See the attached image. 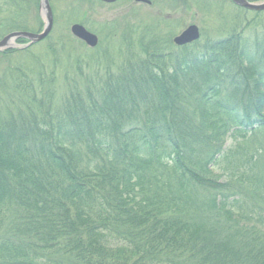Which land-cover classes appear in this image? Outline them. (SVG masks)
<instances>
[{
  "label": "trees",
  "instance_id": "1",
  "mask_svg": "<svg viewBox=\"0 0 264 264\" xmlns=\"http://www.w3.org/2000/svg\"><path fill=\"white\" fill-rule=\"evenodd\" d=\"M151 36L86 100L0 77V264H264V44Z\"/></svg>",
  "mask_w": 264,
  "mask_h": 264
},
{
  "label": "rangeland",
  "instance_id": "2",
  "mask_svg": "<svg viewBox=\"0 0 264 264\" xmlns=\"http://www.w3.org/2000/svg\"><path fill=\"white\" fill-rule=\"evenodd\" d=\"M8 1L11 0H2L0 3V39L13 33H8L9 27L13 25L27 29L24 30L27 32H41L44 23L40 8L37 6L39 0H27L24 3L20 2L21 0H13L16 2L14 7L9 6L12 3ZM147 1L150 3L136 0H118L114 3L92 0H50L54 21L51 33L41 42L28 47L23 46L29 42L20 39L15 42L18 47L1 51L11 52L5 53L6 55L0 54V77L4 78L5 73L11 72L10 68L17 67L13 65H19L20 80H24L20 82L29 80L30 83L41 85L45 90V98L53 90L52 101L57 106H60L61 99L62 102L63 99L71 100L73 97L81 96L86 100L96 95L94 91L100 86L98 84L105 73H111L122 65V58L127 57L126 47L130 45L128 41L135 40L134 46L139 48L144 34H159L162 38L169 35L174 56L177 57L183 55V50L194 52L195 47H202L206 41L213 45L238 35L241 43H244L251 52V56L254 58L256 56V61H259L255 51L261 50L259 41L264 44V11H246L228 0ZM166 17L170 18L166 23L167 26L161 23L162 18ZM74 24L84 26L95 35L97 45L89 47L75 38L70 31ZM190 25L197 26L199 38L187 45H176L174 39ZM236 27L238 32L240 27H245L243 34H232V30ZM151 35L142 38L149 42L150 39L153 40ZM100 55H104V58H100ZM237 60L240 63V59ZM257 66H259L257 71L264 72L262 56ZM254 80L255 77L250 79L251 82ZM8 84L11 86L10 82ZM3 87L4 84L0 79V113H4L6 106L10 107L9 99L2 95ZM259 89L261 90L262 86ZM255 90L257 91V88ZM8 95L10 96L9 93ZM18 96H22L21 93ZM61 96L63 97L60 98ZM48 99H51L50 94ZM22 101H24L22 97H15L11 104L19 105ZM225 142L224 150H227L241 141L236 142L229 136ZM213 172L222 174L217 165Z\"/></svg>",
  "mask_w": 264,
  "mask_h": 264
},
{
  "label": "water",
  "instance_id": "3",
  "mask_svg": "<svg viewBox=\"0 0 264 264\" xmlns=\"http://www.w3.org/2000/svg\"><path fill=\"white\" fill-rule=\"evenodd\" d=\"M104 3H114L117 0H99ZM137 2H144L149 4L147 0H136ZM234 5L254 12L264 11V0L258 2H250L248 0H229ZM39 8L41 13V18L44 23L43 29L39 33H31L26 31L13 32L4 36L0 40V52L3 50L16 48L18 47L15 43L17 40H27L29 43L23 47H28L44 40L52 31L53 27V15L49 0H40ZM72 35L84 42L89 47H95L97 45V37L87 31L82 25L74 24L71 26ZM199 38V30L197 26L190 25L188 26L178 37L174 39V43L179 46L187 45L196 41ZM22 48V47H21Z\"/></svg>",
  "mask_w": 264,
  "mask_h": 264
},
{
  "label": "flooded vegetation",
  "instance_id": "4",
  "mask_svg": "<svg viewBox=\"0 0 264 264\" xmlns=\"http://www.w3.org/2000/svg\"><path fill=\"white\" fill-rule=\"evenodd\" d=\"M118 1V0H117Z\"/></svg>",
  "mask_w": 264,
  "mask_h": 264
}]
</instances>
